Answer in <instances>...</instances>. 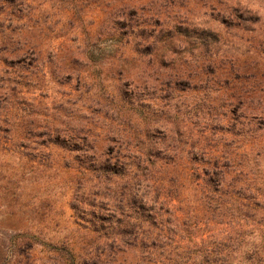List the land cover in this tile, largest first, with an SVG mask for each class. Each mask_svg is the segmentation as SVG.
I'll use <instances>...</instances> for the list:
<instances>
[{
  "label": "trees",
  "instance_id": "16d2710c",
  "mask_svg": "<svg viewBox=\"0 0 264 264\" xmlns=\"http://www.w3.org/2000/svg\"><path fill=\"white\" fill-rule=\"evenodd\" d=\"M201 1L203 18L231 24L232 5ZM186 3H123L125 18L113 22L108 39L87 44L106 42L110 53L93 48L49 72L0 75V102L19 86L40 89L36 81L48 73L62 87L75 81L60 88L68 104L94 90L74 109L89 114L75 121L70 107L40 135L77 164L70 207L97 242L81 264H232L249 237L259 243L246 263L264 264L263 41L236 65L220 29L179 15ZM243 10L262 24L257 11ZM73 90L80 93L72 97ZM7 106L5 117L15 109ZM61 248L57 264H79Z\"/></svg>",
  "mask_w": 264,
  "mask_h": 264
},
{
  "label": "rangeland",
  "instance_id": "374dc122",
  "mask_svg": "<svg viewBox=\"0 0 264 264\" xmlns=\"http://www.w3.org/2000/svg\"><path fill=\"white\" fill-rule=\"evenodd\" d=\"M147 1L0 0V75L13 70L49 72L53 65L63 67L68 64L67 58H81L93 48L110 53L106 42L100 49L89 45L107 40L113 22L125 18L118 13L121 4L128 2L132 6ZM202 2L187 0L179 15L220 29L222 49L236 65L252 58L256 51L259 53L260 40L264 47V0H222L218 9L226 3L232 5L233 22L227 26L203 18ZM245 5L257 11L261 25L249 20L243 12ZM131 9L126 11V18ZM134 9L138 15L140 11ZM35 58H39L38 62L31 63ZM18 61L23 64L17 66ZM87 81L91 84L93 79ZM36 83L40 89L33 84L19 86L20 93L14 99L0 102V264H57L64 246L73 250L81 264L86 251L97 242L78 223L70 207L79 173L77 164L63 148L47 144L46 137L40 135L58 124L62 114L70 113V107L74 110L88 103L94 90L72 105L64 102L67 97L59 92L60 88L70 90L76 84L74 80L62 87L48 73ZM79 93L73 90L72 97ZM7 102L14 103L15 109L5 117L2 110L8 107ZM62 102L65 105L59 107ZM81 111L74 110L75 121L84 112L90 113L86 107ZM260 162L264 167V155ZM258 243L257 237H249L232 255V264H247L245 257Z\"/></svg>",
  "mask_w": 264,
  "mask_h": 264
}]
</instances>
